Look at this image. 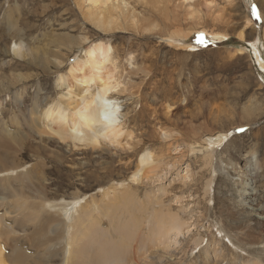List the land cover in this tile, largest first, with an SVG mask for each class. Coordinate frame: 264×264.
I'll list each match as a JSON object with an SVG mask.
<instances>
[{
	"label": "rangeland",
	"instance_id": "374dc122",
	"mask_svg": "<svg viewBox=\"0 0 264 264\" xmlns=\"http://www.w3.org/2000/svg\"><path fill=\"white\" fill-rule=\"evenodd\" d=\"M201 29L225 38L208 40ZM16 44L24 58L13 54ZM100 44L110 57L91 73L83 65L85 53ZM104 55L97 54L99 62ZM256 55L264 62V0H112L105 6L0 0V142H14L10 150L0 148L6 264H14V245L33 259L23 264L71 263L68 234L77 240L79 232L81 262L109 244L132 255L110 264H264V69ZM94 73L112 77L117 87L111 97L121 136L93 147L69 139L65 130L62 140L53 132L58 119L50 122L44 114L59 107L71 128L75 110L67 105L85 95L78 80ZM98 88L95 82L89 89ZM245 109L257 110V124L232 130L224 145L207 151L204 137L244 123ZM148 156L151 164L142 168L141 158ZM252 160L258 162L257 178L243 187L240 172ZM245 188L257 193L254 209L243 206ZM74 202V219L82 215L83 221L70 232ZM48 218L44 228L52 241L45 248L31 234H40L37 226ZM164 223L179 226L162 235ZM7 229L14 234L10 241Z\"/></svg>",
	"mask_w": 264,
	"mask_h": 264
},
{
	"label": "bare ground",
	"instance_id": "6f19581e",
	"mask_svg": "<svg viewBox=\"0 0 264 264\" xmlns=\"http://www.w3.org/2000/svg\"><path fill=\"white\" fill-rule=\"evenodd\" d=\"M90 2H92V3H94L95 5H101V6H105V5H108L109 4V2H111L112 0H89ZM200 26V25H199ZM210 30V29H209ZM201 32H202V34H203V36L206 38V39H208V40H212V41H222V40H224V36H223V34H219V33H213V32H208L206 29H201ZM225 35V34H224ZM173 36V35H172ZM182 37V36H181ZM187 37V36H186ZM239 37H240V39L242 40H244V38H245V36L241 33L240 35H239ZM175 38V37H174ZM178 38V37H177ZM17 39V38H16ZM179 39V38H178ZM181 39V38H180ZM22 45V44H21ZM25 45V44H24ZM21 48H23V47H21L20 46V44L19 45H15L14 46V48H13V54L16 56V57H18V58H24L26 55V53L24 54V53H22V51H23V49H22V51H21ZM41 48V47H40ZM45 51V50H44ZM38 52V51H37ZM183 52V51H182ZM99 53H102V54H105L104 56H103V60L102 61H98V58H97V54H99ZM109 48L108 47H106V46H104L103 44H100L99 46H96V47H94V48H92L91 50H89V51H87L86 53H85V58H86V61H85V63L83 64L84 65V67L86 68V67H90L91 68V73L92 72H95V71H97V69H100V68H102V66L106 63V62H108V60H109ZM256 58H257V60H258V63H259V65L264 69V62H263V59L261 58V56H259V55H256ZM37 60V59H36ZM35 61V60H34ZM85 70L86 69H84V72H85ZM77 72H79L78 70H77ZM195 72H196V70H195ZM194 72V73H195ZM100 73V72H99ZM75 74V72L73 73V75ZM199 74V73H198ZM194 75V74H193ZM205 76V75H204ZM101 77H103V75L101 76ZM101 77H97L96 75H95V73L94 74H92V77H85V78H81V79H79L78 81H80V82H82L85 86H86V90H85V95L83 96V97H81L80 98V100L77 102L76 100L74 101V105L73 104H68L67 105V107L68 108H70V109H74L75 110V113H74V115H73V117H72V120H74L75 121V123H74V125L71 127V128H66V125H65V121H66V119H67V116H66V114L64 113V111L63 112H60V108L59 107H54L53 105L52 106H50L49 108H48V110L45 112V114H44V117L48 120V121H50V122H53V119L54 118H56V119H58V121H57V123H58V128H59V130H54L53 132H55V134L57 135V136H59L60 137V139L62 138V140H64V137L62 136V134H63V131H65V130H67V132H69V135H68V138L69 139H71V140H73L74 142H88L87 144L88 145H90V146H98V144H100V140L101 139H109V141L110 140H118L119 139V137L121 136V132H119V130H121V129H118L117 128V126H116V122H117V116H118V114H119V108L117 107V104L115 103V100H113V98L111 97V93L113 92V90H115L117 87L112 83V81H111V78L110 77H106L107 79H102ZM18 78H19V76H18ZM104 78V77H103ZM250 79H251V81L253 80V78H251V77H249ZM203 79V78H202ZM12 80V79H11ZM255 81V80H254ZM13 82V81H12ZM21 82V81H20ZM62 82V84H65V80H62L61 81ZM99 83V88H98V91L96 92V93H92V92H90V86L92 85V84H94V83ZM10 84V83H9ZM15 84V83H14ZM193 85V84H192ZM197 87V86H196ZM195 88V87H194ZM191 90V89H190ZM239 90V89H238ZM193 97V96H192ZM189 99V98H188ZM190 101H191V99H190ZM200 105V104H199ZM258 107V106H257ZM252 108V107H251ZM260 108V107H259ZM261 109V108H260ZM246 110V109H245ZM210 112V111H209ZM257 112V110H255V109H248V110H246L245 111V114H244V123H242V124H240L239 126H232V128L231 129H229L227 132H219V133H217L216 135H212V136H207V137H204V138H206L205 140H204V142H205V144L206 143H208L207 144V146H206V148H207V151H211L212 149H214V147L215 146H220V145H224V143L226 142V140H227V138H228V135H229V133L232 131V130H234V129H236V128H240L241 130H246L247 128H249L251 125H254V124H257V123H255V118H254V114ZM194 113V112H193ZM263 113V112H262ZM257 114V113H256ZM258 116V115H257ZM245 121H247V122H245ZM69 123H71V121L69 122ZM204 124V123H203ZM57 125V124H56ZM57 127V126H56ZM80 128H84L87 132V135L85 134V136L84 137H82L81 135V132L79 131V129ZM40 130V129H39ZM247 130H249V129H247ZM246 130V131H247ZM52 131V130H51ZM53 132H50L51 134L53 133ZM193 132H196L194 129H193ZM201 133H204V132H201ZM81 134V135H80ZM164 134V133H163ZM194 134V136H193V139L194 140H192L193 141V144L192 145H194V144H196V142L198 141V139H196V134L195 133H193ZM53 135V134H52ZM248 135H253V133L252 132H250ZM166 136V135H165ZM202 136V135H201ZM244 136V135H243ZM242 136V137H243ZM13 137H15V136H13ZM18 137V136H17ZM162 137V136H161ZM167 137V136H166ZM198 138H199V136H198ZM241 137H234V138H232L231 139V141H236V140H239ZM66 139V138H65ZM213 139V140H212ZM2 141L0 142L1 143V145H2V147L0 146V148H3L4 147V149H6V150H10V147H11V145L14 143L13 142V139L12 140H6V138L4 139V138H2L1 139ZM16 139H14V141H15ZM211 141H214V142H211ZM13 142V143H12ZM21 142V141H20ZM116 142V141H115ZM237 142V141H236ZM18 143V142H17ZM199 143V142H198ZM16 144V143H15ZM229 144V143H228ZM197 145V144H196ZM202 145V144H201ZM204 145V144H203ZM202 145V146H203ZM14 146V145H13ZM92 147V148H93ZM16 148V147H15ZM125 148V147H124ZM194 148V147H193ZM225 148V147H224ZM202 149V148H201ZM200 149V150H201ZM203 151V150H202ZM201 152V151H200ZM236 152V151H235ZM205 154V153H204ZM236 154V153H235ZM7 159V158H6ZM4 159L5 161H8L9 159ZM3 161V160H2ZM9 162V161H8ZM14 164V163H13ZM151 164V156H148V157H143V158H141V164L140 165H142V168L143 167H147L148 165H150ZM16 165V164H15ZM252 165V166H251ZM257 165H258V162H257V160H252V161H250V166L246 169V170H244L245 171V173L242 171V172H240V173H242V181H241V183L243 184V187L245 186V185H248L247 183H248V180H250V181H253V183H255V180H256V178H257V174H258V169L259 168H257ZM8 168V167H7ZM14 168H16V167H14ZM257 168V169H256ZM13 169V168H12ZM241 169H243V168H241ZM9 170V169H8ZM138 171H136V173H137ZM140 173V172H139ZM140 175V174H139ZM133 176H135V175H133ZM138 176V175H137ZM263 176V175H262ZM140 177V176H139ZM247 179V180H246ZM113 180V179H112ZM136 181V180H135ZM249 186H252V185H250L249 184ZM247 187V186H246ZM251 188V187H250ZM250 191V190H249ZM249 191H248V189L247 188H245V191L243 192V200H241L242 202H243V206H248V205H250L249 206V208H252V209H254V208H256L255 206H256V204H255V196H256V194H253V193H249ZM242 196V195H241ZM257 197H258V195H257ZM71 204H73V209H74V207H75V210H74V212H73V214H71L70 216H68V222H70V221H72V223H68L67 225H66V230L67 231H69L70 230V232H71V230L72 229H76V228H78V227H80V226H82L81 224V222L83 221V218H82V215L81 216H79V217H77L76 219H74L75 218V216H76V214L78 215V209L76 210V207L79 205L77 202H74V203H71ZM71 204H68L67 206H64L63 207V210L62 211H64V210H67L68 209V207L70 206L71 207ZM99 208V207H98ZM101 208V207H100ZM107 208V207H106ZM110 208V207H109ZM70 209V208H69ZM72 209V210H73ZM108 209V208H107ZM106 209V210H107ZM113 209V208H112ZM116 209V208H115ZM101 210V209H100ZM102 211V210H101ZM111 211V210H110ZM109 211V212H110ZM113 211H114V209H113ZM256 212H257V209L255 210ZM105 212V211H104ZM107 212H108V210H107ZM108 212V213H109ZM88 213V212H87ZM86 213V211H83V216L85 217V218H88L89 217V215ZM102 213V212H101ZM259 213V212H258ZM170 215H171V212L169 213ZM168 214V215H169ZM173 214V213H172ZM108 215H111V214H108ZM175 215V214H174ZM259 215H260V213H259ZM38 216V215H37ZM167 216V215H166ZM107 217V216H106ZM109 217V216H108ZM171 217V216H170ZM174 217V216H173ZM171 217L172 218V220L174 221V222H172L173 224L176 222V221H178L179 220V217H178V215H177V217H178V220L176 219L177 217ZM37 218V217H36ZM36 218H34V219H36ZM39 218V217H38ZM166 218V217H165ZM33 220V219H32ZM37 220L38 219H36L35 221L37 222ZM51 220V218H48V220H43L42 219V223H41V225H42V227H40V226H37L38 227V229H39V231H38V233H40V234H37V233H32L31 234V238L32 237H34V235H39V239H37V242H39L38 244H40V243H43V242H45V244L43 245V246H45V248H47V247H49L48 245H49V243L52 241V237L50 238V235H49V237L46 235V233H45V231H46V229L44 228V222L46 223V222H48V221H50ZM157 220V219H156ZM158 220H159V218H158ZM157 220V221H158ZM162 220V219H161ZM167 219H165L164 221H166ZM169 220V219H168ZM170 221V220H169ZM179 221H181V219L179 220ZM1 222V221H0ZM75 222H76V225H75ZM160 222V220L158 221V223ZM168 222V221H167ZM259 222H261V221H259ZM86 223V222H85ZM179 223V222H178ZM2 224V223H1ZM36 224H38V223H36ZM182 224H184V223H182ZM260 224V223H259ZM184 225H186V224H184ZM183 225V226H184ZM263 225V227H264V222L263 223H261V225L260 226H262ZM90 226H91V224H90ZM154 226V225H153ZM155 226H156V224H155ZM154 226V227H155ZM157 226H158V224H157ZM179 226V224L178 225H176L175 224V226H173V227H171V226H169V225H167L166 223H164V224H161L160 225V228H162V235L164 234V232L167 230V228H168V230H169V228L171 227V229L169 230V233H170V231L172 230V229H177V227ZM93 227H94V225H93ZM159 228V227H158ZM9 229V228H8ZM7 229V230H8ZM37 229V230H38ZM82 229V228H81ZM119 229V228H118ZM155 229H156V227H155ZM36 230V231H37ZM60 229H56L55 230V232L57 233V234H62V231H59ZM123 230V229H122ZM255 230V229H254ZM6 231V230H5ZM15 231V230H14ZM27 231V230H26ZM33 231H35V230H33ZM173 231V230H172ZM171 231V232H172ZM12 232V231H11ZM123 232H125V231H123ZM138 232V231H137ZM153 232H156V230L155 231H153ZM177 232V231H176ZM1 233V232H0ZM3 233H5V232H3ZM121 233V232H120ZM141 233L142 232H140V236H141ZM166 233V232H165ZM169 233L167 234V235H169ZM8 236H7V241H10V236L11 235H14L13 233H10L9 232V230H8ZM67 234V233H66ZM125 234V233H124ZM138 234V233H137ZM143 234V233H142ZM156 234V233H155ZM160 235H161V232L159 233ZM179 235H180V233H178ZM234 234V233H233ZM16 235V234H15ZM45 235V240H43V238L41 237V236H44ZM151 235H152V233H151ZM262 235V234H261ZM68 236L70 237V238H68L67 239V246H68V248H70L71 249V251H72V253H70L69 254V252L67 251L66 253H67V255H69V256H73V260H72V262L70 263V261L68 262V260H66L63 264H110L111 262H113V261H117V260H120V261H124V258H127L128 256H127V254H129V253H125V252H119V251H116L117 249H116V247H114L115 248V250H114V248H110V249H112V250H110L109 249V247L110 246H108L109 244H106V243H103V244H106V245H101V246H99V247H97L96 249L94 248V250H93V253H92V255H91V253L89 254L90 256H88V258H86V259H84V261L83 262H81V260L79 259V255H81L82 253H84V251L83 250H79L78 249V247H79V245H80V242L81 241H83L84 239H83V235H81V233L79 232V239H77L76 240V236L75 235H71V234H68ZM67 236V237H68ZM128 236V235H127ZM158 236V235H157ZM13 237V236H12ZM15 237V236H14ZM19 237H20V235H19ZM23 237V236H22ZM156 237V236H155ZM161 237V236H160ZM138 238H140V237H137L136 239H137V241H139V239ZM143 238V237H142ZM156 238H158V237H156ZM230 238V237H229ZM127 239V238H126ZM131 239V238H130ZM144 239V238H143ZM142 239V240H143ZM148 239V238H147ZM146 239V241H148ZM14 240V239H13ZM125 240V239H124ZM158 241H159V239H157ZM156 240V241H157ZM15 241V240H14ZM34 242L36 241L35 239L33 240ZM75 241H78L77 243H76V245L73 247V243L75 242ZM133 241V240H132ZM131 241V243H133ZM136 241V240H135ZM33 242V243H34ZM91 243V245H94V244H92V240L90 241ZM97 242L99 243V241L97 240ZM126 242V241H125ZM128 242V241H127ZM126 242V243H127ZM8 243V242H7ZM17 243V242H16ZM94 243V242H93ZM96 243V242H95ZM100 243H102V242H100ZM137 243V242H136ZM136 243H133V244H136ZM89 244V243H88ZM130 244V243H129ZM150 244H151V242H150ZM160 244V243H159ZM8 245H10V244H8ZM17 245V244H16ZM91 245H90V247H91ZM95 245H97V244H95ZM132 245V244H131ZM148 245V244H147ZM152 245V244H151ZM254 245H256V244H254ZM19 246V245H18ZM134 246V245H133ZM132 246V247H133ZM74 249H73V248ZM94 247H96V246H94ZM136 247V246H135ZM14 249L13 250H15V252H14V255H16L15 256V258H14V256H13V258H11L12 259V261L14 262V264H23V262H25L26 260H28L29 258L27 257V255H25V254H23V252L22 251H19V250H17V248L15 247V245H14V247H13ZM134 248V247H133ZM146 248V247H145ZM153 248V247H152ZM6 249V248H5ZM12 249V248H11ZM78 249V250H77ZM90 249H92V248H90ZM132 249V248H131ZM148 249V248H147ZM150 249V248H149ZM48 250V249H47ZM151 250V249H150ZM110 251H116L117 253L112 257V258H109L110 257ZM147 251H149V250H147ZM50 252V257H52V255H54V251H49ZM103 252H105V253H103ZM119 252V253H118ZM85 255V254H84ZM131 254H129V256H130ZM134 255V254H133ZM151 255V254H150ZM132 256V255H131ZM144 256V255H143ZM49 257V258H50ZM84 257H86V255L84 256ZM143 258V257H142ZM82 259H83V257H82ZM87 259L89 260V262H87ZM7 260V258H5V255H4V252H3V249H1L0 248V264H6V261ZM10 260V259H9ZM29 260H31V258L29 259ZM33 260V259H32ZM32 260H31V262H32ZM149 260V259H148ZM130 261V260H129ZM46 262H48V261H45V260H42L41 261V263L40 264H46ZM125 262V261H124ZM27 263V262H26ZM118 263V262H117ZM25 264V263H24ZM126 264V263H125Z\"/></svg>",
	"mask_w": 264,
	"mask_h": 264
}]
</instances>
